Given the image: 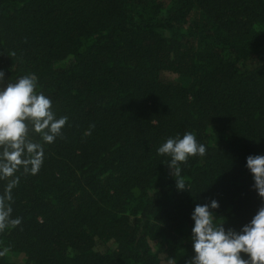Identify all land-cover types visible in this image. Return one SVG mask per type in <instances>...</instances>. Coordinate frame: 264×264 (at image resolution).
Masks as SVG:
<instances>
[{
  "label": "trees",
  "instance_id": "trees-1",
  "mask_svg": "<svg viewBox=\"0 0 264 264\" xmlns=\"http://www.w3.org/2000/svg\"><path fill=\"white\" fill-rule=\"evenodd\" d=\"M0 69L67 118L50 144L29 125L38 172L0 180V264H186L196 203L235 228L260 205L244 163L264 154V0H0ZM185 132L206 152L178 190L156 149Z\"/></svg>",
  "mask_w": 264,
  "mask_h": 264
},
{
  "label": "clouds",
  "instance_id": "clouds-1",
  "mask_svg": "<svg viewBox=\"0 0 264 264\" xmlns=\"http://www.w3.org/2000/svg\"><path fill=\"white\" fill-rule=\"evenodd\" d=\"M5 80V71L0 69V180L13 176L20 167L25 173L38 172L43 148L28 138L29 125L50 144L61 135L67 120L56 117L51 100L37 91L34 75L21 76L14 82ZM205 152L192 132L169 137L156 149L158 156L168 158L166 166L178 190L187 188L180 178V165L190 157H203ZM244 167L251 178L250 190L260 199V205L248 222L235 228L215 222V210L220 208L217 199L196 203L190 213L193 255L186 264H264V154L247 155ZM14 184V180L8 183L4 197H0V230L6 227L12 211L8 201Z\"/></svg>",
  "mask_w": 264,
  "mask_h": 264
},
{
  "label": "rangeland",
  "instance_id": "rangeland-1",
  "mask_svg": "<svg viewBox=\"0 0 264 264\" xmlns=\"http://www.w3.org/2000/svg\"><path fill=\"white\" fill-rule=\"evenodd\" d=\"M10 259L14 260L17 264H23L20 256H10Z\"/></svg>",
  "mask_w": 264,
  "mask_h": 264
}]
</instances>
